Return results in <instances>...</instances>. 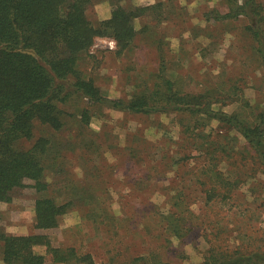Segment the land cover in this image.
I'll use <instances>...</instances> for the list:
<instances>
[{
	"label": "rangeland",
	"instance_id": "obj_1",
	"mask_svg": "<svg viewBox=\"0 0 264 264\" xmlns=\"http://www.w3.org/2000/svg\"><path fill=\"white\" fill-rule=\"evenodd\" d=\"M121 3L145 6L131 44L117 54L115 40L98 35L78 59L104 96L158 100L163 62L179 96H203L202 106L234 124L264 129V65L246 20L205 16L226 13L229 0ZM113 8L92 0L86 13L96 24ZM85 106L90 124L80 133L75 117L63 115L72 143L46 171L49 195L71 205L56 227L37 228V192L17 188L0 201L5 232L47 236L65 259L37 245L45 264H217L221 253L264 251V164L232 122L185 110L130 112L72 93L61 105L64 113Z\"/></svg>",
	"mask_w": 264,
	"mask_h": 264
},
{
	"label": "trees",
	"instance_id": "obj_2",
	"mask_svg": "<svg viewBox=\"0 0 264 264\" xmlns=\"http://www.w3.org/2000/svg\"><path fill=\"white\" fill-rule=\"evenodd\" d=\"M91 3L92 0H0V201L10 202L15 189L31 185L37 192L35 227L41 229L56 227L72 203L71 200L59 203L48 193L51 184L46 171L64 161L72 143L71 138L63 137L66 124L63 115L75 117L78 125L73 130L79 133L90 124L86 106L64 113L61 105L69 94L87 104L130 112L185 110L232 122L231 116L225 118L224 114L202 106L203 96H179L172 80L164 74L163 62L160 72L165 89L158 100L147 94L126 101L104 96L92 78L84 77L78 59L93 45L95 37L103 34L111 36L117 54L122 53L135 37L133 20L145 6L129 9L121 0H112L111 15L95 24L86 13ZM205 16L216 20L244 17L255 52L264 65L263 2L229 0L226 13L220 14L215 9ZM236 123L232 125L264 164V129L241 126L238 120ZM37 245H44L47 252L56 256L54 260L65 259L59 248L51 246L47 236L8 234L0 224V253L6 264H45V257L35 251ZM219 256L222 260L217 264L242 261L264 264V251H254L248 256L243 253Z\"/></svg>",
	"mask_w": 264,
	"mask_h": 264
}]
</instances>
